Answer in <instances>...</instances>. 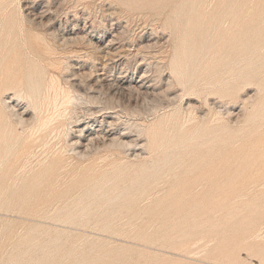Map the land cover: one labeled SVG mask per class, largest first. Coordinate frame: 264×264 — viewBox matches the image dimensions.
Returning <instances> with one entry per match:
<instances>
[{"label":"rangeland","instance_id":"1","mask_svg":"<svg viewBox=\"0 0 264 264\" xmlns=\"http://www.w3.org/2000/svg\"><path fill=\"white\" fill-rule=\"evenodd\" d=\"M241 1L0 0V132L27 146L0 264H264V0Z\"/></svg>","mask_w":264,"mask_h":264},{"label":"bare ground","instance_id":"2","mask_svg":"<svg viewBox=\"0 0 264 264\" xmlns=\"http://www.w3.org/2000/svg\"><path fill=\"white\" fill-rule=\"evenodd\" d=\"M244 1V0H243ZM241 1V2H243ZM246 1V0H245ZM32 4V3H31ZM243 4V3H241ZM33 5V4H32ZM32 5L30 7H32ZM237 7V6H236ZM235 7V8H236ZM199 8V7H198ZM48 10V9H47ZM40 15V14H39ZM37 15V17L39 16ZM45 15V14H44ZM41 16V15H40ZM36 17V16H35ZM41 18V17H39ZM49 18V17H48ZM35 19V18H34ZM43 19V18H42ZM36 21V20H35ZM205 25V24H204ZM73 34V33H72ZM3 36V35H2ZM36 36V35H35ZM73 36V35H72ZM38 37V35H37ZM41 38V37H40ZM1 39V38H0ZM66 39V38H65ZM69 39V38H68ZM8 40V39H7ZM48 40V39H47ZM72 40V39H71ZM74 40V39H73ZM113 40V39H112ZM43 45H44V49H43V53L39 55L40 58L42 59H46L49 61V66L50 67H56L57 64L55 62H53L50 57L51 55L53 54L52 52V49L50 46H48V44L46 43V41L44 39H41ZM115 41V40H114ZM3 44V43H2ZM109 44V43H108ZM16 45V44H15ZM113 45V44H112ZM106 48V47H105ZM109 48V47H108ZM14 50V49H13ZM102 50V48H101ZM104 52V51H103ZM29 53V52H28ZM34 54V53H33ZM107 54V53H106ZM10 55V54H9ZM55 56V55H54ZM53 56V57H54ZM31 57V56H30ZM34 57V56H33ZM3 59V58H2ZM41 62V61H40ZM3 63V62H2ZM39 63V62H38ZM43 63V62H41ZM41 65V64H40ZM44 65V64H43ZM1 66V65H0ZM19 67V66H18ZM59 68V67H58ZM29 70V68H28ZM6 71V70H4ZM7 72V71H6ZM3 73V72H1ZM33 74V73H32ZM36 74V73H35ZM45 76V75H44ZM35 77V76H34ZM53 77V75H52ZM55 77V76H54ZM57 77V76H56ZM102 77V76H101ZM46 78V77H45ZM55 81V79H53ZM98 80V79H97ZM103 80V79H102ZM141 80V79H140ZM119 81V79H118ZM19 83H21L22 81H18ZM39 82L40 80L38 81L37 79H33L32 77L29 76L28 78V83L27 84V87H29V89L32 90V92L34 93L35 97L36 96H39L40 95V92H41V87L39 86ZM49 82V81H48ZM60 81L58 80V83ZM143 82V81H142ZM144 83V82H143ZM61 84V83H60ZM122 84V83H121ZM143 85V84H142ZM62 87V86H61ZM46 88V87H45ZM50 89H52V91H55V94H54V97L52 99V103L51 104H57V102H59L60 100H63L65 104L64 105H67L68 103H72L73 102V99L69 96V93L68 92H63L64 89L62 90V92L58 93V89L56 84H54V82L51 83L50 85ZM47 91V90H46ZM71 92V91H70ZM31 93V92H30ZM31 95V94H30ZM22 96V95H20ZM254 96V95H253ZM48 97V96H47ZM249 97V96H248ZM15 98V97H13ZM26 98V97H25ZM35 100V99H34ZM31 101V99H30ZM37 101V100H36ZM67 103V104H66ZM74 104V103H73ZM71 105V104H69ZM44 107V106H43ZM62 107V106H60ZM5 108V107H4ZM57 108V107H56ZM45 109V108H44ZM53 109V108H52ZM51 109V110H52ZM55 109V108H54ZM59 109V108H57ZM54 111V110H53ZM56 111V110H55ZM60 112V111H59ZM51 113V112H50ZM240 113V112H239ZM22 114V113H21ZM39 114V113H38ZM234 114V112H233ZM23 115V114H22ZM28 115V114H26ZM238 115V114H237ZM237 115H235L237 117ZM241 115V114H240ZM55 116V115H53ZM239 116V115H238ZM35 117V116H34ZM39 119V118H38ZM26 120V119H25ZM51 121V120H49ZM48 121V122H49ZM9 122V121H8ZM19 122L22 123L23 120L21 118H19ZM47 122V121H46ZM11 124V123H10ZM50 124V123H49ZM47 125V124H46ZM10 127V126H9ZM43 127V126H42ZM45 127V126H44ZM48 127V126H47ZM39 131V130H38ZM92 130H87L86 134H85V139L87 138H92L94 134H96L95 132H91ZM81 132H84V130H82ZM91 132V133H90ZM103 132V131H102ZM0 170L1 168H3L5 165H8V175L10 176H14V174H16L20 169H24L25 168V164L23 162V157L21 155H25L26 154V144H22V147L20 146V149L18 152H14V147H16V143H17V139H14L12 137V131L9 130L8 128H4L1 132H0ZM23 136V135H22ZM99 136V134H98ZM106 136H110L109 134H107ZM123 137H125L123 135ZM105 138V137H104ZM109 138V137H108ZM112 138V137H111ZM84 139V140H85ZM110 141V140H109ZM124 141V140H123ZM126 141V140H125ZM80 142V141H79ZM93 142V141H92ZM128 142V141H127ZM89 143V142H88ZM130 143V142H129ZM90 144V143H89ZM86 145V144H85ZM123 145V144H122ZM83 146V145H82ZM90 147V146H89ZM93 147V146H92ZM86 148V147H85ZM84 148V149H85ZM101 148V147H100ZM60 159V158H59ZM45 161V160H44ZM23 162V163H22ZM28 162V160H27ZM52 162V161H51ZM65 162V161H64ZM62 168V167H61ZM49 169V168H48ZM27 170V169H26ZM59 170V169H58ZM22 171V170H21ZM32 172V171H31ZM72 178V177H71ZM18 182V181H17ZM18 191V190H17ZM100 193V192H99ZM3 194V193H2ZM94 198V197H93ZM28 199V198H27ZM8 201V200H7ZM40 202V201H39ZM40 204V203H39ZM210 224V223H209ZM234 252V251H233Z\"/></svg>","mask_w":264,"mask_h":264}]
</instances>
